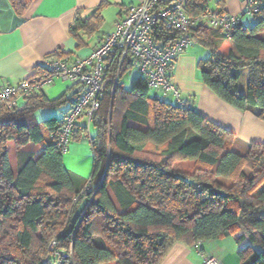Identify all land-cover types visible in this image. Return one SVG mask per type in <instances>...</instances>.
<instances>
[{
  "label": "trees",
  "instance_id": "16d2710c",
  "mask_svg": "<svg viewBox=\"0 0 264 264\" xmlns=\"http://www.w3.org/2000/svg\"><path fill=\"white\" fill-rule=\"evenodd\" d=\"M34 1L9 0L18 17ZM207 2L184 0V10L197 17ZM102 8L86 22L78 17L72 36L80 40V32L97 31ZM256 19L230 39L206 26L191 34L193 44L209 52L198 65L203 83L227 104L264 121V10ZM226 40L232 44L227 54L221 51ZM64 57L58 51L46 61ZM130 69L124 66L121 80ZM245 70L244 91L239 82ZM115 73L116 67L93 116L94 135L91 125L77 124L73 132V142L87 139L93 151L88 180L64 165L58 144L63 119L36 118L39 111L60 108L63 98L49 100L42 89L22 105L0 106V264H45L52 242L72 253L74 264H161L177 243L200 248L226 237L233 238L242 264H264V144L237 152L235 135L201 116L188 100L182 97L188 106H180L174 98L167 101L170 94L153 96L143 78L125 89ZM30 145L34 149L26 151Z\"/></svg>",
  "mask_w": 264,
  "mask_h": 264
},
{
  "label": "crops",
  "instance_id": "0c3cea01",
  "mask_svg": "<svg viewBox=\"0 0 264 264\" xmlns=\"http://www.w3.org/2000/svg\"><path fill=\"white\" fill-rule=\"evenodd\" d=\"M141 2L142 0H35L26 13L18 17L9 0H0V88L24 81L55 52H62L65 56L63 60L71 62L89 57L105 37L114 32L116 24L124 17L126 8ZM102 5L103 23L100 28L92 35L80 32V40L73 37L71 29L76 19L80 17L84 22L92 19L95 11ZM207 6L234 16H241L244 11L241 0H208ZM246 20L248 19L244 18V23L248 25ZM231 50L230 40L222 42L223 53ZM208 56V50L199 44H193L174 63L171 70L172 82L195 111L235 135L234 149L244 152L251 144H264V121L250 112H241L227 104L203 83L198 65ZM134 72L135 80L142 78L136 69H130L127 74ZM58 80L61 79L54 80L43 92L49 100L63 98L65 102L58 109L37 112L39 122L50 117L62 120L78 99V86ZM123 80L124 78L121 80L122 85ZM168 98L173 99L171 95L166 97ZM17 101L19 105L24 103L23 99ZM78 125L87 127V119H81ZM94 133L95 131L90 135L93 136ZM72 143L64 159L65 167L69 171H77H71L74 174L81 173L83 168L87 171L91 163L80 152L83 144ZM84 148L88 150L87 146ZM40 150L35 148V153L39 154ZM91 155L89 159L93 158L94 166L93 151ZM76 175L88 180L85 176ZM212 257L221 264H242L238 247L231 237L206 242L200 248L177 243L161 264H205Z\"/></svg>",
  "mask_w": 264,
  "mask_h": 264
},
{
  "label": "built area",
  "instance_id": "2783aa9c",
  "mask_svg": "<svg viewBox=\"0 0 264 264\" xmlns=\"http://www.w3.org/2000/svg\"><path fill=\"white\" fill-rule=\"evenodd\" d=\"M165 1L142 0L140 4L126 8L114 32L105 37L89 57L76 62L63 59L45 61L41 73L36 71L18 84L1 87L0 106L12 109L17 100L41 91L56 79L78 86V99L64 116L58 134L63 155L69 153L78 122L85 118L90 127L114 67L116 83L120 82L124 66L128 64L139 71L151 91L163 96L170 94L178 105L188 106L173 84L169 69L193 45L191 30L206 26L221 31L230 39L233 32L244 25L245 17L256 19L261 15L264 0H241L244 4L241 16L207 8L197 17L187 14L184 0H176L169 5H165ZM165 34H171L168 36L170 39L160 41ZM49 251L45 264H74L72 253L58 250L55 242L51 243ZM205 264L221 263L212 257Z\"/></svg>",
  "mask_w": 264,
  "mask_h": 264
},
{
  "label": "rangeland",
  "instance_id": "374dc122",
  "mask_svg": "<svg viewBox=\"0 0 264 264\" xmlns=\"http://www.w3.org/2000/svg\"><path fill=\"white\" fill-rule=\"evenodd\" d=\"M245 18H247V17H245ZM247 19L248 20H246V23H249V24H255L259 20V19L250 20L249 18H247ZM224 53H228V51H226ZM135 77H136V72L131 73V74H127L126 76H124V80H123V84L124 85L123 86L125 87V89H129L130 90V89L133 88V85L137 81V80H135ZM58 81H62L63 83L68 84V85L70 83L68 81H63V80H58ZM247 82H248V71L245 70V71L242 72V74H241V80L239 82L240 88L242 90H244V91H245V89L247 87ZM46 87H48V86H46ZM151 94L153 96H155L156 93L154 91H151ZM167 101L170 102V103H173L174 100L172 98H168ZM94 131H95L94 130V126L91 125V127H90V133H93ZM87 142L88 141H86L85 139H83L82 142H75L74 141L72 143V145H75V144H77V145L78 144H83V147H81L80 152H81L82 155H86L88 157L87 160H89V164L91 163V165L87 168V171L83 168L81 173H76V174H78L80 176H85V178L89 179L90 176H91L92 170H93V158H90L89 159V157L92 156L91 155L92 150H91V146H90L89 142L88 143ZM86 146L88 147V150H86L84 148ZM33 149H34V147L31 146V145L25 148L26 151H30V150H33ZM242 154H244V153H242ZM9 155H10L12 170L16 174L17 173V151L15 150V147H14V144L13 143H11L10 146H9ZM66 156L67 155L64 156V159H65ZM82 166H84V165H82ZM70 171L77 172V171H73L71 169H70ZM83 174H85V175H83Z\"/></svg>",
  "mask_w": 264,
  "mask_h": 264
},
{
  "label": "water",
  "instance_id": "95a60500",
  "mask_svg": "<svg viewBox=\"0 0 264 264\" xmlns=\"http://www.w3.org/2000/svg\"><path fill=\"white\" fill-rule=\"evenodd\" d=\"M212 193L218 197H227V194L219 191V190H212ZM89 200L86 199L82 205L79 207L78 211L76 212L75 216L72 219V225H71V231H73L76 223L78 222V220L80 219V217L82 216L84 210L86 209L87 205H88Z\"/></svg>",
  "mask_w": 264,
  "mask_h": 264
}]
</instances>
